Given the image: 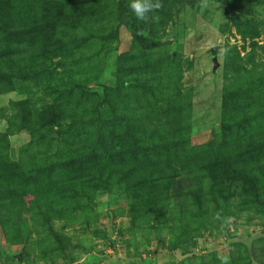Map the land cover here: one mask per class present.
<instances>
[{"label":"rangeland","instance_id":"1","mask_svg":"<svg viewBox=\"0 0 264 264\" xmlns=\"http://www.w3.org/2000/svg\"><path fill=\"white\" fill-rule=\"evenodd\" d=\"M124 1L0 0V264H264V0Z\"/></svg>","mask_w":264,"mask_h":264},{"label":"clouds","instance_id":"2","mask_svg":"<svg viewBox=\"0 0 264 264\" xmlns=\"http://www.w3.org/2000/svg\"><path fill=\"white\" fill-rule=\"evenodd\" d=\"M129 8L133 15L140 21L145 23L158 22L159 16L154 15L162 8V0H129ZM208 0H201V7L206 8ZM222 53L226 54L227 49H222Z\"/></svg>","mask_w":264,"mask_h":264},{"label":"trees","instance_id":"3","mask_svg":"<svg viewBox=\"0 0 264 264\" xmlns=\"http://www.w3.org/2000/svg\"><path fill=\"white\" fill-rule=\"evenodd\" d=\"M129 0H125L122 2L121 7L126 8L130 12V16L128 18L127 23L125 24V29L129 33V36L131 38H136L139 36L140 32L145 28L146 23L143 21L138 20L133 13L131 12L129 8ZM208 54L210 59H215L217 55V47H212L208 50ZM222 99L225 101L226 96L224 92L221 94ZM264 152V143L261 144L258 148L251 150V154H262ZM178 162V161H177ZM175 168H177V165H173Z\"/></svg>","mask_w":264,"mask_h":264},{"label":"water","instance_id":"4","mask_svg":"<svg viewBox=\"0 0 264 264\" xmlns=\"http://www.w3.org/2000/svg\"><path fill=\"white\" fill-rule=\"evenodd\" d=\"M211 63H212V68H213V69H216L217 66H218L216 60H215V59H211Z\"/></svg>","mask_w":264,"mask_h":264}]
</instances>
